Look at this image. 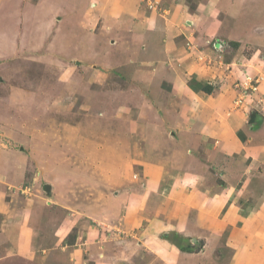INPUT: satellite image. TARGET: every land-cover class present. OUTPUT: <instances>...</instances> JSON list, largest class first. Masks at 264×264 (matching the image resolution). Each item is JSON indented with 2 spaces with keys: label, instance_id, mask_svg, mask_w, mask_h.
I'll list each match as a JSON object with an SVG mask.
<instances>
[{
  "label": "rangeland",
  "instance_id": "1",
  "mask_svg": "<svg viewBox=\"0 0 264 264\" xmlns=\"http://www.w3.org/2000/svg\"><path fill=\"white\" fill-rule=\"evenodd\" d=\"M144 1L147 7L155 5V11L160 13L172 0H151L153 4ZM178 1L186 6V26L194 22L192 34L201 37L197 45L193 43V49L212 47L216 41L224 45L214 49L220 60L210 56L203 61L212 59L211 63H218L235 51L239 58L256 54L257 73L246 76L244 82H231L234 92L231 91L230 109L244 111L242 119L252 128L264 107V64H260L264 39L258 36L264 35V6L246 3L244 15L238 6L241 0ZM251 1L258 4L264 0ZM229 2L234 7L224 11ZM87 4L88 0H0V152L11 154L12 161L23 164L15 172L10 164L9 180L0 184L3 193L7 192L6 198L16 196L18 206L34 205L38 210L32 221L38 230L30 241L27 239V247L22 251L18 247V238L23 234L20 228L10 229L6 240L0 242V264H71L68 261L75 249L81 253L76 264H176L180 253L187 257L179 264H227V251L244 239V234L235 233V241L231 240V246L227 243L226 238L232 229L237 230L239 221L228 226L217 224L218 228L215 224H196L191 230L188 223H177L179 216L172 211L176 210V201L169 198L161 210L172 209L174 214L159 219L148 213L151 211H140L142 219L137 227L122 225L128 191L123 192L135 183L138 187L134 191L141 192L145 176L141 167L147 148L156 143L154 138L161 140L151 121L157 113L160 117L164 113L163 119L173 116L146 109L148 96L136 94V87L148 80L143 81L136 74L134 79L130 67L134 65L130 54L137 53V49L122 48L118 55L104 50L101 42L105 38L98 35L101 20L96 21L95 15H84L93 20V31L87 28L89 23L83 22L81 11ZM93 5L90 1L89 8ZM255 9L257 14H250ZM242 19L248 29H253L250 44L242 45L239 39L230 37V31ZM211 26L214 32L210 31ZM94 31L96 35H92ZM227 38H231L227 40L230 46ZM221 82L210 85L200 81L195 86L202 87L199 93L206 95L205 84L210 86V92L223 91L218 89ZM165 96L160 97L161 106L167 108L169 95ZM159 133L168 136L169 129L161 127ZM236 134L245 138L239 131ZM210 146L198 148L194 155L204 167L197 184V192H203L204 197L211 196L222 183L212 162L217 161L223 170L233 164L243 172L250 160L245 155L231 156L229 162L222 155L209 156ZM135 151L142 157L133 156ZM161 162L166 167L160 187L164 192L177 172L171 169L168 151L161 154ZM259 181L255 174L250 180L256 190ZM117 191L120 197H115ZM99 200L107 206H97ZM53 201L64 206L55 208ZM52 204L55 207L50 209ZM239 205L248 206L241 202ZM107 208L106 215L100 217L99 211ZM204 213L202 210L203 216ZM56 220L62 223L64 233L52 241L46 235ZM215 226L221 237L214 238L211 233ZM173 245L176 248H171Z\"/></svg>",
  "mask_w": 264,
  "mask_h": 264
},
{
  "label": "crops",
  "instance_id": "2",
  "mask_svg": "<svg viewBox=\"0 0 264 264\" xmlns=\"http://www.w3.org/2000/svg\"><path fill=\"white\" fill-rule=\"evenodd\" d=\"M90 1L94 2V8H89L91 7L89 6ZM149 2L153 4L151 0ZM246 3L264 6V1L257 4L251 0H241L238 6L244 15L247 12ZM39 4L41 5L42 1H39ZM233 4H228L224 11L229 12V9L234 7ZM185 7V3L178 0L169 1L168 5L162 7L160 13L155 11V5L147 7L144 0H88L87 6L82 7L83 22L89 23L87 28L90 27V30L93 31L95 24L90 23L93 20L85 18L84 15H95L96 21L101 20L102 25L98 35L105 38L101 42L104 50L114 51L118 55L117 52L122 51V48L137 49V53L130 54L134 63L130 67L133 69L134 79L136 74L137 78H141L143 81L148 80L145 84L140 83V87H136L138 89L136 94L148 96L146 109L151 112L166 111L173 116L163 119L164 113L161 114V117L157 116V113L156 118L151 121L161 140L154 138L153 141L156 143H152L150 148H147L144 156L141 170L145 176L142 182L144 187L141 192L139 191L141 194L134 191L135 187H138L136 183L123 192L125 194V191H128L126 202H124L122 225H130V228L137 227L142 219L140 214H145L147 211H151L148 213H153L159 219L175 213L179 216L177 223H188V228L191 230L196 224L200 226L206 223L228 226L239 221L241 222L240 226L237 227V230L232 229V233H229L226 238L228 239L227 243L230 245L232 239L235 241V233L244 234V239L239 240L236 245L232 244L236 247L227 251V264H264V107L262 114L253 121L252 128H248L242 119L245 115L244 111L234 112L230 109L232 108L230 107L232 106L231 91L234 92V89H231V84L236 81L244 82L246 76L251 77L256 74L258 60L254 61L255 53L249 57L241 55L242 57L239 58V52L235 51L227 59H221L222 64H219L221 61L211 63L212 59L203 61V58L210 56L213 60L218 59L219 55H216L218 52L214 49L224 48V45L222 42L216 41L212 43V47L206 45L199 49L198 46H195L196 48L193 49V43L197 45V39L201 37L200 34L198 38L196 34H192V31H195L192 28L195 26L194 22L191 21L192 25L187 23L188 26H186L185 22L188 18L185 16L187 13ZM256 11L258 10L255 9L250 14H257ZM262 17L264 22V14ZM262 21L259 22L262 23ZM245 25L247 23L242 19V23H236L235 28L230 31L232 32L230 37L239 39L242 45L252 43L250 34L253 29H248L249 27ZM87 28L85 30L90 31ZM214 30L211 26L210 31L214 32ZM259 34H257L259 38L264 39V35ZM92 35H96L95 31ZM230 39H226L229 46L230 41L227 40ZM261 46H264V43ZM183 60H186L187 63ZM260 64H264V58ZM187 73L190 75L188 76ZM193 78L198 82H208L210 85L218 80L222 81L218 89H223V91L216 89L215 92L201 95L199 90L196 91L189 86V81ZM232 81L233 83H231ZM261 85V89H264V78ZM143 86L145 89L140 90ZM165 95H169L167 96V108L161 106V98H165ZM171 108L173 109L170 110ZM187 112H189V116H187ZM161 127L169 129L168 136L162 135V131L159 133ZM237 131L242 133L245 138L237 135ZM210 141L214 142L211 146L209 145ZM158 143L160 144L158 145ZM205 145L210 146L209 156L222 155L225 156L227 162L231 156L245 155L250 158L243 172L233 164L223 170L219 168L217 161L212 162L215 174L219 176L222 183L219 182V188L215 190L216 193L214 192L209 197H204L201 191L197 192L199 173L204 171V167L194 159L198 148L203 147L202 149H204ZM164 150L168 151V156L173 163L171 169H174L177 175L173 177L168 191L161 192L160 187L166 171V167L161 162V154ZM135 154L142 157L140 152L135 151L133 156ZM10 164L14 165L13 172L21 165L20 162L12 161L11 154L9 156L7 153L0 152V181L2 183H6L9 180L8 176L12 174ZM171 169L167 167V170L172 171ZM254 174L260 179L257 190L252 187L250 182ZM2 187L0 184V217H2V219L0 218L2 221L0 242L6 240L10 229L20 228L23 230V234L18 238L17 243L22 251L24 246L27 247L28 240L32 239L34 231L38 230L32 224L38 210L34 205L18 206L19 204L17 205L14 199L16 196L10 195L6 198L7 192L3 193ZM124 194L121 198L124 197ZM120 195V191H117L115 197H120ZM169 198L175 199L176 210L168 209V212L165 209L161 210L163 203ZM104 199L106 198L104 197ZM239 202L248 206L240 208ZM55 204H52L50 209L55 207ZM57 204L55 208H59V205L64 206L59 202ZM96 205L107 206L103 200H99ZM192 208L196 209L195 212ZM107 210L108 208L102 213L100 210V217L106 215ZM202 210L205 212L204 216ZM59 211L61 213V209ZM216 226L212 227L214 231H211L214 238L221 235L220 229L216 231ZM61 227L62 223L56 220L53 228L47 231L48 235L46 236L50 237L52 241L60 239L64 233ZM86 234L89 233L86 232ZM4 237L6 238L4 239ZM74 242L76 244L77 238ZM173 246L171 248H176L175 245ZM80 257V250L75 249L72 260L70 259L68 262L79 263L75 260ZM185 257L187 256L180 253L176 264H179L178 261Z\"/></svg>",
  "mask_w": 264,
  "mask_h": 264
},
{
  "label": "trees",
  "instance_id": "3",
  "mask_svg": "<svg viewBox=\"0 0 264 264\" xmlns=\"http://www.w3.org/2000/svg\"><path fill=\"white\" fill-rule=\"evenodd\" d=\"M195 84H199V82L196 81V80H194V79H193V80L191 79V80L189 81V86H190L192 89H194V90H196V91H198V90H200V89L202 90V87H196ZM204 86L207 87V88L203 87L204 90L206 89L205 91H206L207 93H209V92H210V86H208V85H206V84H205Z\"/></svg>",
  "mask_w": 264,
  "mask_h": 264
}]
</instances>
